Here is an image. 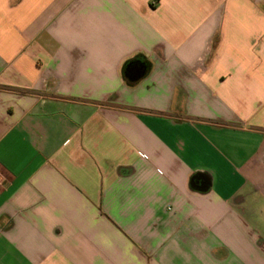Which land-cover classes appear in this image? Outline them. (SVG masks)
<instances>
[{"label": "crops", "instance_id": "crops-1", "mask_svg": "<svg viewBox=\"0 0 264 264\" xmlns=\"http://www.w3.org/2000/svg\"><path fill=\"white\" fill-rule=\"evenodd\" d=\"M0 175V264H264V0H0Z\"/></svg>", "mask_w": 264, "mask_h": 264}, {"label": "water", "instance_id": "water-1", "mask_svg": "<svg viewBox=\"0 0 264 264\" xmlns=\"http://www.w3.org/2000/svg\"><path fill=\"white\" fill-rule=\"evenodd\" d=\"M130 71L132 73L133 80H138L144 73L143 66H139V65H135L134 67L130 68ZM197 184H200V183L198 182ZM201 186L204 187L203 183L199 187Z\"/></svg>", "mask_w": 264, "mask_h": 264}, {"label": "built area", "instance_id": "built-area-1", "mask_svg": "<svg viewBox=\"0 0 264 264\" xmlns=\"http://www.w3.org/2000/svg\"><path fill=\"white\" fill-rule=\"evenodd\" d=\"M0 180H1V175H0Z\"/></svg>", "mask_w": 264, "mask_h": 264}]
</instances>
